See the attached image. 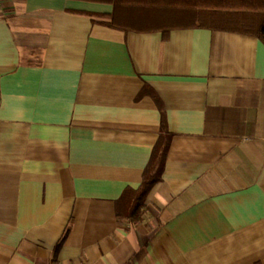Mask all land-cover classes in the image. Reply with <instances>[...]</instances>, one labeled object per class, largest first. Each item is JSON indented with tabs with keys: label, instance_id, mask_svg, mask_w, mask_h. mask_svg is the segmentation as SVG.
<instances>
[{
	"label": "crops",
	"instance_id": "crops-1",
	"mask_svg": "<svg viewBox=\"0 0 264 264\" xmlns=\"http://www.w3.org/2000/svg\"><path fill=\"white\" fill-rule=\"evenodd\" d=\"M113 9L0 0V264H264V42Z\"/></svg>",
	"mask_w": 264,
	"mask_h": 264
},
{
	"label": "trees",
	"instance_id": "trees-1",
	"mask_svg": "<svg viewBox=\"0 0 264 264\" xmlns=\"http://www.w3.org/2000/svg\"><path fill=\"white\" fill-rule=\"evenodd\" d=\"M113 12L107 25L123 31L171 28H208L252 34L264 42V0H107ZM162 148V147H161ZM166 144L155 153L140 188L127 190L119 201L117 216L136 224L146 198L162 178Z\"/></svg>",
	"mask_w": 264,
	"mask_h": 264
}]
</instances>
